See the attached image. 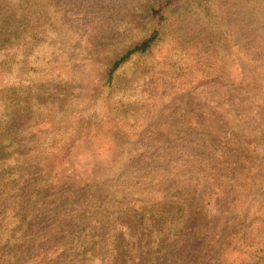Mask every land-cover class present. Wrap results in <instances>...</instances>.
I'll return each mask as SVG.
<instances>
[{"label": "rangeland", "instance_id": "rangeland-1", "mask_svg": "<svg viewBox=\"0 0 264 264\" xmlns=\"http://www.w3.org/2000/svg\"><path fill=\"white\" fill-rule=\"evenodd\" d=\"M160 3L0 0V264H264V0Z\"/></svg>", "mask_w": 264, "mask_h": 264}, {"label": "trees", "instance_id": "trees-1", "mask_svg": "<svg viewBox=\"0 0 264 264\" xmlns=\"http://www.w3.org/2000/svg\"><path fill=\"white\" fill-rule=\"evenodd\" d=\"M190 1H199V0H164V3H160L158 7L154 6L150 9V12L148 13L151 20L154 22V24H160L163 19H164V7H166L168 4L172 3L171 6H184L186 3H189ZM260 22H264V20H258L257 18H255V20H252L249 22V24L247 26L250 27V29L254 30L257 29L258 25L260 24ZM253 23V24H252ZM254 25V27H253ZM262 32L264 33V28L262 29ZM258 33H250V34H246L243 36L242 34V40L244 37V41L246 43L247 49L257 55H261V50L260 47L254 44V38ZM264 37V35H263ZM161 38V33L159 30L154 29L152 30L149 35H147L146 37L140 39L138 42H136L135 44H133L131 47L127 48V50H125L124 53H122L116 60L113 61V63L111 64V66L109 67V69L106 72V78L104 80V85L105 86H110L114 80V75L115 73L120 70L122 68V66L124 64H126L133 56L136 55H143L145 54L147 51H149V49L155 45ZM262 45H264L262 43ZM0 86L4 80L5 77V72L3 70L0 69ZM16 155L15 151H10V156H8L7 158H4V156H2V158H0V174L3 172L4 169V163L9 162L12 157H14ZM1 156V155H0ZM5 176H0V181L4 180ZM106 204V202H101L100 205H102L104 207V205ZM116 205V204H113ZM113 205L110 206V208L113 207ZM107 211V210H106ZM117 215L112 216V212H108L107 211V215L103 216L104 220L106 219L108 222L105 223L106 224V229L110 230V233L114 232L115 227L119 225V223L116 221ZM76 240L78 242H80L81 237H77ZM81 242H80V247H81ZM104 250V249H102ZM104 260H106L104 258Z\"/></svg>", "mask_w": 264, "mask_h": 264}]
</instances>
